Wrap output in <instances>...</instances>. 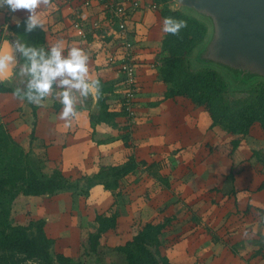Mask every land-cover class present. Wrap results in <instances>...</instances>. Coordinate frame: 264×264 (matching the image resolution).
I'll return each mask as SVG.
<instances>
[{
  "label": "rangeland",
  "instance_id": "rangeland-1",
  "mask_svg": "<svg viewBox=\"0 0 264 264\" xmlns=\"http://www.w3.org/2000/svg\"><path fill=\"white\" fill-rule=\"evenodd\" d=\"M161 8L160 6L159 11ZM18 12H11L7 7L0 8L2 37L6 31H12L11 26L20 22L25 16L24 13ZM141 13L144 14L146 11ZM45 17L49 20L53 19L48 13ZM131 22L128 26L133 25ZM140 22L141 19L137 21L138 24ZM46 24L47 27L49 26L50 34H59L66 30L52 21L44 22V25ZM162 24L159 34L154 39L150 38L149 25L144 27L140 24L138 27L134 25L136 34L138 32L135 42L140 51L139 61L142 62V48L145 51L148 49L146 47H149V55H152L151 60L145 63V67L141 69V63L139 65L141 70H138L139 95L147 89L149 92L151 86L150 100L138 103V95L136 104L140 118L147 119V126L150 124V115L144 109L154 111L161 107L165 112L168 109L161 105L166 101L165 92L168 88L162 81L160 72L165 56L161 39L166 34L161 30ZM107 29L109 34L118 35V30L114 32V27ZM107 35L93 36L94 39L85 45V49L78 41L76 44L73 40L61 42L65 56L70 48L78 46L89 57L88 78L99 80L100 89L101 82L105 85V80L112 76L116 77L114 74L107 75V70H104L107 69L104 63L116 44L113 43L114 41L111 46L104 44ZM154 45H157V48L153 47ZM44 48L47 52L50 46L46 44ZM152 64L155 66H151ZM119 77L117 79L121 82ZM28 79L29 77L21 75L16 83H9L8 86L23 88L27 85ZM150 81H154L155 84L150 85ZM106 84L111 85V81ZM115 85H113L115 93L111 103L120 97V85L116 87ZM74 96L76 109L79 108L77 107L79 104L85 106L89 102V107L93 105L91 109L97 111L98 106L93 103L91 97L85 100L75 92ZM56 99L59 101L56 93H53L50 98L42 102L34 115L28 102L13 94L0 95V119L9 134L17 144L23 146L26 152H30L35 166L38 165L50 174L60 164L63 170L65 159L64 155L63 158L59 154L60 151L53 154L49 152L48 148L53 145L49 144V146L45 140L54 142L50 134L47 137L45 133V140L43 137V129L50 128L47 126L50 124L47 123L48 120L55 118L58 110L59 112L62 110L63 106L57 103ZM186 100L183 102L187 104L181 103L188 115L184 120L186 125L184 124V129H181L185 131L181 134L185 137V141L182 142L184 146L181 145L185 149L159 148L156 153H150L149 160L153 161L156 167L150 171L141 168L122 179L120 188L114 192L105 190L103 186L88 190L87 179L97 174L100 168L123 165L131 155H136L132 147L133 136L129 133L130 126L124 115L122 120H119V127L114 128L116 130L119 128L120 131L116 133L118 135L115 137L112 133L114 135L112 138H115L112 141L114 144L112 151L116 154L111 155L113 158L105 160L103 155L98 157L95 164L96 161L79 158V152L77 155L71 153L68 157L71 164L66 168V172L68 176L74 177L69 179L78 184V189L37 198L19 195L11 205L13 223L26 224L29 220L44 218L48 222L46 227L48 236L56 241L51 250L52 255L56 258L62 254L72 258L76 263L126 264L125 257L117 252L116 248L132 239L145 223L165 222L167 219L172 221L162 236V252L174 264H238L245 256L253 261L257 257L255 253L264 245V239L259 238V234H262L264 229V209L249 203L248 206L253 208L247 211L246 206H241L233 197L242 191L248 194L263 190L260 187L264 185V132L259 126H254L251 133L235 148L232 143L235 137L230 136L227 131L218 127L212 128L211 125L201 131L199 127L202 123L201 118L190 114L194 105ZM203 114L205 122H208L207 113L203 112ZM41 119H44V127L38 124ZM69 123L71 126H67ZM137 125L138 120L134 125L136 130ZM75 130L72 122L68 121L63 126L58 120V124L51 128L50 132L58 137L61 135L62 138H59L64 140L66 139L64 136L74 134ZM124 137H128L127 142L124 141ZM75 164L79 166L76 167ZM114 213L117 214V228L104 234L97 252H91L90 236L97 231V217ZM259 260L260 264H264V257Z\"/></svg>",
  "mask_w": 264,
  "mask_h": 264
},
{
  "label": "trees",
  "instance_id": "trees-1",
  "mask_svg": "<svg viewBox=\"0 0 264 264\" xmlns=\"http://www.w3.org/2000/svg\"><path fill=\"white\" fill-rule=\"evenodd\" d=\"M152 1L162 7L160 11L163 19L172 17L187 24L179 35L165 34L162 42L165 56L160 72L162 81L168 87L165 100L182 97L195 107L205 109L212 120V128H221L235 137L232 142L235 148L251 133L254 126H259L264 132V82H257L247 91L231 92L230 83L216 70H193L188 57L204 41L207 26L181 11H172L170 9L172 0ZM26 19L12 25V32L18 36L22 44L45 49L46 31L36 28L32 32H26ZM0 31L1 43L3 30ZM22 63H26L23 57ZM16 89H20L23 96L27 85L20 88L0 82V95L13 94ZM56 90L57 86L54 85L53 91ZM114 93L113 85H101L97 111H91L92 127L99 124L119 127L118 120L124 117V113L112 109L111 100ZM21 100L28 102L26 99ZM29 104L35 115L39 106ZM124 138L128 141V137ZM142 167L150 171L156 165H148L146 161L138 160L135 155H131L123 165L100 168L97 174L87 179V189L103 186L105 190L114 192L120 188L122 179L136 173ZM77 189L78 184L64 176L61 164L51 174L46 173L38 165L35 166L30 152H26L23 146L14 141L0 119V264H85L76 263L72 258L62 254L56 258L52 255L51 250L56 241L48 236L46 232L48 222L44 218L32 219L26 224L19 225L11 220V205L19 195L37 198ZM260 189H264V185ZM252 208L253 206H248L246 210ZM96 221L97 231L90 236L92 242L90 248L93 253L97 252L102 236L115 230L118 224L116 213L98 216ZM171 221L167 219L165 222L145 223L132 239L116 248L117 252L125 257L126 264H174L162 252V236ZM262 234L259 235L263 236ZM263 250L264 245L255 256L261 254Z\"/></svg>",
  "mask_w": 264,
  "mask_h": 264
},
{
  "label": "crops",
  "instance_id": "crops-1",
  "mask_svg": "<svg viewBox=\"0 0 264 264\" xmlns=\"http://www.w3.org/2000/svg\"><path fill=\"white\" fill-rule=\"evenodd\" d=\"M152 0H142V2L144 4L151 2ZM50 9V10H49ZM59 9V10H58ZM49 10V11H48ZM149 12V13H148ZM18 13H24V18H27L28 13L24 10H20ZM46 13H48L49 15H52L53 19H48V17L46 16ZM69 10L66 7H62V6H56L54 4H52L51 2V6L46 10L43 19V25L44 22L48 23V22H54V24L56 25H60L63 28L62 29H66L63 32H59V34H50L49 31V26L47 27V24L44 25L43 30L46 31L47 33V45L48 46H52L54 44H56L57 42H62V41H67L69 42L70 40H73V42L78 41L79 45L83 46V49H85V45L89 44V41L94 39L93 36L89 37L87 40H81L75 33V31L72 29L71 24H70V14H69ZM147 13V14H146ZM146 13H135L134 16L132 17V26H140L144 27L146 25H149V27L151 28V32L150 34V38L154 39L155 37H157V35L159 34V29L161 28V24L163 23V18L161 15V11H146ZM92 16L95 17H104V14H102L100 12L99 9H96L94 13H91ZM145 15V16H144ZM140 17V18H139ZM141 19V22L138 24L137 21H139V19ZM45 19H47V21H44ZM143 22V24H142ZM136 27V28H137ZM117 30V28H115L114 32ZM139 31V30H138ZM52 33H55L54 31H51ZM98 36V35H97ZM135 37H138V32L137 34H135ZM106 43L104 44H112V42L115 44L117 41V36H115V34L113 35V33H110L106 36ZM164 39V38H162ZM161 39V41H163ZM155 43V42H154ZM153 43V44H154ZM74 44V45H75ZM152 44V45H153ZM158 45V44H157ZM157 45H154L153 47L157 48ZM78 48V46H77ZM148 49H146L145 51H141L142 55V62H140V64L142 63L141 69H143L145 67V63L151 60V56L149 55V47H146ZM154 49V48H152ZM140 53V51H139ZM109 56V55H108ZM108 59V58H107ZM105 67H107V69H104L105 71L107 70V75L108 74H114V76L116 75V77H111L108 80H105L104 83L106 84L107 82L111 81V85H120L119 89H121V82H119V80L117 79V77H119V72H118V68L114 65L111 66L106 62L104 63ZM108 65V66H107ZM154 64H152L151 66H153ZM109 68V70H108ZM139 69V70H141ZM151 69V67H150ZM154 70L155 69H151ZM110 72V73H109ZM120 78V77H119ZM115 83V84H113ZM155 84L154 81H150V85ZM102 85V82H101ZM115 85V87H116ZM149 89L151 90V86L149 87ZM148 90V89H147ZM147 90H144V92H141L139 95V99H138V103L141 101L142 102H146L150 100V90L149 92ZM62 91V89L57 87L56 91H53V93H58ZM108 96V95H107ZM142 97V99H141ZM183 100H186L185 98L182 97H177L174 99H169L164 101V103H161V105L163 107L168 108L165 112V110L158 109V110H154L151 111V109H144L145 112H148L150 115V124H148L147 126V119L146 118H140V112L138 114V125H137V130L138 128L141 127V129H139L138 131L135 128H132L129 130V133L133 136L132 137V147L135 149L136 151V155L138 157V160H142V161H146L148 163V165L154 164L153 161L149 160V155L150 153H156L157 150L161 149H172L174 147H176L177 149L179 148H184V145L182 144L183 141H185V137L181 136L182 133H184L185 131L181 130L184 129V124L186 125V120L188 115L186 114V110L181 106V103H185L187 104V102H183ZM57 103H59V101L56 99ZM187 101V100H186ZM190 102V101H189ZM191 103V102H190ZM89 102H87V104L85 106H82V104H79L76 109L77 115L75 117H70L69 118V122H72L76 128L75 133L74 134H70L69 136H64L66 137V139L62 140L60 138L61 135H54L51 134L50 129L53 128L55 125L58 124V120H60L64 125H66V123H68V121H64L61 120L60 117V113L61 111L57 112V115H55V118L53 117V119L48 120L47 126H50L49 130H44V140H45V133L48 137V134H50V138H52L54 140V142L52 141H46L48 143V145H53L50 146V148H48L49 152L51 154L60 151V155H64L65 159L63 161V166H64V175L69 178L72 176H68L66 172V168L71 164L68 161V157H70L71 153L72 154H78V152L80 153L78 155V157H82L85 160L88 161H96L95 164L98 161V157H102L105 160L107 159H111L113 158L111 155H116L114 153V151H112V148L114 146V144H112V141L115 138H112V133L115 134V137L118 130L114 129L112 126L110 125H97L96 127H92V121H91V111H92V107H89ZM81 105V106H80ZM193 106V105H192ZM185 107V106H184ZM40 108V107H39ZM94 109V108H93ZM168 110H171L168 112ZM56 111V110H55ZM152 112V113H150ZM173 112V113H172ZM204 113H207L204 111L203 108H195L194 106L192 107V112L190 114H193L195 117L197 118H201L202 123H198L199 127L201 128L200 130L202 131V129L206 128L208 125H211L212 120L210 119L208 113L206 114V117L208 119V122H205L204 120ZM122 120V118H120ZM119 119V120H120ZM118 120V121H119ZM211 120V121H210ZM152 121V122H151ZM41 127L45 126V122L44 119H41V121L38 123ZM210 127V126H209ZM122 128V127H120ZM125 129V128H122ZM126 130V129H125ZM58 131V129H57ZM120 131V130H119ZM126 132H128L126 130ZM151 133V136H150ZM174 137H171V135ZM54 136V137H53ZM96 136H99L98 138H96ZM178 138H177V137ZM59 138V139H56ZM39 140V139H38ZM67 140V141H66ZM60 141V142H59ZM125 141V140H124ZM127 142V141H126ZM62 143V144H61ZM126 145V144H125ZM183 145V146H181ZM98 153V155H97ZM101 155V156H100ZM63 156V158H64ZM179 156H181V154H179ZM79 166L78 164H75V166ZM76 166V167H77ZM144 168V167H142ZM74 178V177H72ZM99 188V186L97 187ZM241 193V194H240ZM239 194H235L234 195V199L238 200V202H240L241 206L245 205L246 209L248 208V204L251 203V205H254V207H258L259 209H264V189L259 191L258 193H248L245 194L242 192H240ZM173 220H175V218H173ZM151 222V221H149ZM264 231V229H263ZM263 238L264 239V234L263 236H259V238ZM167 256V255H166ZM248 257V256H247ZM245 256V258H242L240 261L238 262V264H246V263H254V264H260V258L264 257L263 254H259L257 255L256 258L252 260H250V258H247ZM258 262V263H257Z\"/></svg>",
  "mask_w": 264,
  "mask_h": 264
},
{
  "label": "water",
  "instance_id": "water-1",
  "mask_svg": "<svg viewBox=\"0 0 264 264\" xmlns=\"http://www.w3.org/2000/svg\"><path fill=\"white\" fill-rule=\"evenodd\" d=\"M170 9L207 26L204 41L188 57L193 70H216L230 83L231 92L247 91L264 82V0H182L179 6L172 0ZM5 40L19 38L6 31L1 43ZM15 55L14 74L0 82L14 84L21 76L22 55Z\"/></svg>",
  "mask_w": 264,
  "mask_h": 264
},
{
  "label": "clouds",
  "instance_id": "clouds-1",
  "mask_svg": "<svg viewBox=\"0 0 264 264\" xmlns=\"http://www.w3.org/2000/svg\"><path fill=\"white\" fill-rule=\"evenodd\" d=\"M51 2L52 0H0V8L7 7L11 12L26 11L28 15L25 31L32 32L36 28L43 30L42 18L51 6ZM176 3L179 6L182 0H176ZM186 27L185 21L166 17L161 30L176 36ZM16 52H19L26 60V63L20 67L19 74L30 77L23 96L20 89L14 91L13 95L17 98L26 99L29 103L40 106L45 98L53 94V86L56 85L62 89L56 93V96L63 106L59 118L64 121H69L70 117L77 115L74 92L79 93V96L85 100L91 97L94 104L98 102L99 80L88 78L89 57L80 48H70L65 56L60 42L52 45L45 52L43 48L26 46L19 40L11 42L5 40L0 43V81L7 80L14 74L17 67Z\"/></svg>",
  "mask_w": 264,
  "mask_h": 264
},
{
  "label": "built area",
  "instance_id": "built-area-1",
  "mask_svg": "<svg viewBox=\"0 0 264 264\" xmlns=\"http://www.w3.org/2000/svg\"><path fill=\"white\" fill-rule=\"evenodd\" d=\"M52 4L69 10L71 27L81 40L99 34H109L107 28H117V41L112 47L107 63L118 68L121 92L112 107L116 112H123L130 129L134 128L138 120L136 104L139 95L140 53L135 42V27L128 25L135 13L157 11L160 5L155 1L144 4L142 0H52ZM96 9H99L104 17L94 18L91 13Z\"/></svg>",
  "mask_w": 264,
  "mask_h": 264
}]
</instances>
